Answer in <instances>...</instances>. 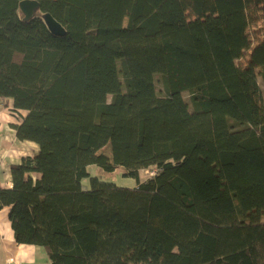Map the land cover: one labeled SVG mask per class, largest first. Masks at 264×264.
Here are the masks:
<instances>
[{"label":"trees","instance_id":"16d2710c","mask_svg":"<svg viewBox=\"0 0 264 264\" xmlns=\"http://www.w3.org/2000/svg\"><path fill=\"white\" fill-rule=\"evenodd\" d=\"M20 1L0 0V99L37 146L0 190L16 243L47 264H264V0H36L29 21Z\"/></svg>","mask_w":264,"mask_h":264},{"label":"crops","instance_id":"0c3cea01","mask_svg":"<svg viewBox=\"0 0 264 264\" xmlns=\"http://www.w3.org/2000/svg\"><path fill=\"white\" fill-rule=\"evenodd\" d=\"M25 112H13L11 100L0 99V190L12 187L11 168L26 155H35L37 146L19 141L14 126ZM9 208H0V264H47L44 250L16 243L8 219Z\"/></svg>","mask_w":264,"mask_h":264},{"label":"water","instance_id":"95a60500","mask_svg":"<svg viewBox=\"0 0 264 264\" xmlns=\"http://www.w3.org/2000/svg\"><path fill=\"white\" fill-rule=\"evenodd\" d=\"M18 9L23 15V20L29 21L39 14L40 5L36 0H22L18 3ZM41 19L51 34L58 37L65 35V30L62 25L49 13L42 14Z\"/></svg>","mask_w":264,"mask_h":264},{"label":"rangeland","instance_id":"374dc122","mask_svg":"<svg viewBox=\"0 0 264 264\" xmlns=\"http://www.w3.org/2000/svg\"><path fill=\"white\" fill-rule=\"evenodd\" d=\"M259 84H260V87L262 89V85L260 82H259ZM11 103H12V100H11ZM12 111L15 113L16 112H20V113L24 112L22 110L13 109V106H12ZM97 153H99V154L101 153V154L107 156L108 158L112 157V150H111L110 145H107V146L103 147L102 149L98 150ZM93 168H94L93 166L90 167V169H93ZM149 176H150L149 170H142V171H140V174L138 176V181L142 182L146 178H148ZM107 178H108L107 179L108 181L113 182L117 187H120V188L132 189L136 184L134 178L122 175L121 171H117L116 173L107 176ZM83 184L88 185L89 183H88V181H86V183L84 181Z\"/></svg>","mask_w":264,"mask_h":264}]
</instances>
